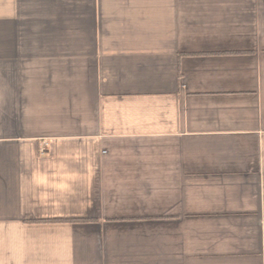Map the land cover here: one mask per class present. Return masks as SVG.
Returning a JSON list of instances; mask_svg holds the SVG:
<instances>
[{
  "label": "crops",
  "instance_id": "crops-1",
  "mask_svg": "<svg viewBox=\"0 0 264 264\" xmlns=\"http://www.w3.org/2000/svg\"><path fill=\"white\" fill-rule=\"evenodd\" d=\"M0 264H264V0H0Z\"/></svg>",
  "mask_w": 264,
  "mask_h": 264
},
{
  "label": "built area",
  "instance_id": "built-area-1",
  "mask_svg": "<svg viewBox=\"0 0 264 264\" xmlns=\"http://www.w3.org/2000/svg\"><path fill=\"white\" fill-rule=\"evenodd\" d=\"M46 145H47V143H44V144H43V146H42V148H41V152H42V153L45 152V150H46Z\"/></svg>",
  "mask_w": 264,
  "mask_h": 264
}]
</instances>
